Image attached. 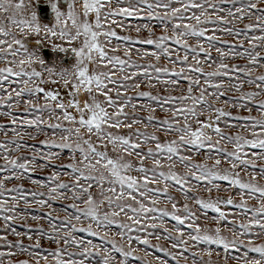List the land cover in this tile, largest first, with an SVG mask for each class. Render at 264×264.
<instances>
[{"label": "snow or ice", "instance_id": "obj_1", "mask_svg": "<svg viewBox=\"0 0 264 264\" xmlns=\"http://www.w3.org/2000/svg\"><path fill=\"white\" fill-rule=\"evenodd\" d=\"M44 7L54 14L55 27L41 24L40 0H0V63L6 65L0 67V108L4 109L0 117L10 118L11 133L15 137L0 141V159L5 161L0 170L14 172L16 179H23L24 173L46 166L56 167L51 161L60 159V154L51 149L71 153L70 162L60 164L70 169L69 182H59L58 174L53 172L51 179L56 186L49 192V200L72 201L65 209L67 219L61 221V226L69 227L70 231L64 237L49 236L48 239L58 245L71 243L79 249L82 259L65 261L60 258L62 250H57L50 253L57 258L56 264H85L94 255L100 257L99 264H128L130 257L141 259L135 255L140 249L134 242L162 252L165 258L156 257V264H170V260L180 264L181 259L186 264L189 259L191 264H210L203 260L202 254L206 252L211 256L212 251H195L199 245H215L225 253L229 250L241 253L234 257L238 264L241 261L242 264H264V243H256L264 241V183H261L264 181V99H261L264 98V74H253L264 68L261 54L264 53V0H246L243 4L241 0H219V3L214 0H47ZM117 17L158 21L162 33L159 36L155 35L156 24L142 25L148 38L136 43L158 50L146 52L144 56L188 65L187 72L198 75L185 76L183 67L180 72H170L166 67L138 65L131 59L130 48L125 50L127 59L110 55L109 52L118 51L111 46L112 38L128 39L117 36L111 29L109 21L116 24ZM237 20L251 23L240 30L226 27ZM210 24L215 25L213 33L243 36V40L230 44L224 51L216 46L221 39L219 36L206 35ZM135 30L139 33L142 29ZM33 35L37 39L30 50ZM191 38H196L195 46L189 43ZM49 40L52 41L51 52H71L74 63L59 69L55 63L48 66L42 49ZM77 41H81L79 46H75ZM212 50L219 54V60L212 57ZM136 51L139 55L140 50ZM181 51L183 59H179ZM173 54L177 56L175 62L171 59ZM201 54L211 61L209 67L218 65L214 71H203ZM229 57L246 63L230 65ZM190 59L194 65L189 64ZM33 65H38L40 70ZM117 74L120 80L115 79ZM169 74L188 81L185 95L161 97L150 92L139 95L155 101L162 110L168 106L166 111L170 118L156 120L150 114L145 122L143 118L129 117L125 109H135L136 105L126 93L139 89L141 78L151 82ZM5 81L8 87H4ZM162 83L176 85L178 81L171 79ZM17 84L19 86H12ZM46 84L63 86L65 95L46 89ZM225 84H228L227 89ZM246 88L251 90L246 91ZM232 89L240 94L232 101V107L246 111L248 116H233L232 112L214 106L213 102H219ZM81 93L85 97L83 101L79 99ZM26 95L29 99L24 101ZM224 103L228 104L229 100L225 99ZM17 108H23L29 115H40L21 120L14 112ZM144 110L154 113L156 108L148 105ZM254 112L260 116H253ZM205 115L207 118L201 119ZM229 118L243 123L233 124ZM139 124L144 125V130H133ZM25 126L48 137L42 143L49 151L40 154L41 160L49 162L47 165L37 164L39 150L36 148L31 149V158H12L13 152L24 150L25 145L20 143L24 135L38 139L30 132H21L20 128ZM149 127L152 132L147 131ZM233 132L236 134H231ZM0 135H9L7 125L0 126ZM223 164L229 166L225 168ZM10 179V176L0 179V196L5 191L22 195V189L6 188L5 182ZM218 182H226L232 194L226 198L219 196L225 189ZM173 191L176 196L171 194ZM31 195L35 198L44 193ZM36 203L43 206L49 202L40 199ZM161 203L170 205V209L159 207ZM14 209L15 204L9 208L6 201L0 200V213ZM208 212L216 215L209 217ZM166 218L175 224L167 225ZM12 219L14 217L3 215L5 222ZM202 219L217 227H204L200 223ZM85 220L90 221L86 228L73 224V221L83 223ZM148 220L152 222H146ZM113 225L119 229L116 236L123 244L110 236ZM5 227L7 229L8 225ZM224 229L232 238L223 234ZM11 232L20 235L14 228ZM75 232H86L110 244L111 248L70 239ZM141 232L143 236L139 235ZM150 238L168 242L169 247H157ZM0 240L8 248L19 247L21 253L28 251L22 244L8 243L6 236H0ZM39 246L37 243L36 247ZM4 255L0 253V257Z\"/></svg>", "mask_w": 264, "mask_h": 264}, {"label": "rangeland", "instance_id": "obj_2", "mask_svg": "<svg viewBox=\"0 0 264 264\" xmlns=\"http://www.w3.org/2000/svg\"><path fill=\"white\" fill-rule=\"evenodd\" d=\"M214 2L219 3V0H214ZM47 0H40V4H46ZM241 3H246V0H241ZM117 23L112 24L111 21H109V24L111 25V29L116 32L117 36L119 37H128L127 40L124 39H116L112 38V47H116L118 51L116 52H109L110 55H117L121 58L127 59L128 57L125 56V50L131 49V59L136 64L141 66H147L149 64L155 65L157 67L161 68H168L170 72H180L181 68L183 67L185 69V76L187 75H198V74H190L187 72L188 65H180L177 63H171L168 59L162 58L160 61H156L153 57L150 55L144 56V53L152 52V51H158L154 48V46L146 45L143 43H136V41H142L146 38H148L147 31L143 30L142 25L146 23H152L156 24L157 27L155 29V35L159 36L161 35L160 31V25L158 21H148L144 19L139 18H121L117 17ZM212 19H215V16L212 17ZM40 22L42 25H47L49 27H55V17L52 13L51 18L49 21L42 20L40 18ZM123 24V27H120V24ZM251 23V21L245 20L243 23L240 21H236L234 24L226 25V27H231L234 30H240L242 29L245 24ZM137 27H141V31L137 33L135 30ZM215 27V25H207L208 32L206 35L215 34L219 36L221 39L216 42V46L221 48L224 51L228 50V46L233 43H238L243 40V36L241 37H232L227 35L224 32L217 31L213 33L211 30ZM224 27V26H222ZM37 39L35 35L32 36L30 43V50L31 46L34 43V41ZM83 37H81L82 41ZM100 40L103 41L104 38L100 37ZM81 41H77L75 46H79V43ZM51 40L45 41L44 46L42 49V56L46 60L48 66H52L53 63L56 64L57 69L61 67H68L74 63V60L72 59L71 52L69 53H53L50 50V44ZM56 43H60L59 40H55ZM189 43L192 46H195L197 43L196 38H191ZM207 47V45H205ZM172 48H177L176 45H171ZM47 50L48 53L51 55L50 58H46L43 50ZM137 49L140 50V54H137ZM264 55V53H261ZM211 55L213 58H216L219 60V54L212 50ZM143 57V58H142ZM172 61H177V56L175 54L172 55ZM179 59H183V52H180ZM201 59V66L203 67V71L205 73L212 72L215 70V68L218 65H213L212 67H209L208 65L211 63V61H207L206 57H204L203 54L200 56ZM228 62L230 65H236V64H245L246 62L244 60L240 59H233L229 57ZM189 64L194 65V61H189ZM6 65L4 63H0V67H5ZM37 70L39 69L38 65H33ZM92 66H90L91 68ZM25 68H28L27 65H25ZM29 71L31 69H28ZM135 69H129V71H134ZM254 75H260L264 74V68H260L253 73ZM155 75V74H154ZM115 79L120 80L121 76L117 74L115 76ZM175 79L178 81V84H164L162 81L164 80H171ZM220 79V78H217ZM129 86H131V82H127ZM4 87H8V82H3ZM155 84V87H152V85ZM188 85V81L186 79H183L181 77H172L169 75H161L160 80L153 79L151 82H148L147 80L141 78V87L137 89L135 92L128 91L126 93L128 99L131 101L132 104L136 105V108L133 109L132 107H128L125 109V111L128 113L129 117H136V118H143L144 121H147L148 116L151 114L154 116L156 120L164 119V118H170V113H167L166 108L168 106H165V109L162 110L159 105L153 101L148 99L147 97H142L139 95L140 92H150L154 96H161V97H167V96H173V97H180L181 95L186 94V88ZM13 87L19 86L12 85ZM44 87L48 90H58L61 96L65 95V88L61 85H53V84H46ZM224 87L227 89L228 84H225ZM246 91H250V88H246ZM196 95H199V92L195 93ZM112 95L115 97V92L112 93ZM240 94L237 93L234 89L227 91L224 97H221L219 102H213L215 107L224 109L225 111L232 112L233 116H248L249 114L246 111L243 110H237L232 107V101L236 99ZM84 94L81 93L79 96V99L83 101ZM29 97L26 95L23 100L27 101ZM102 99V98H101ZM229 100L228 104L224 103V100ZM264 99V98H261ZM41 104L44 103L43 100L40 101ZM177 103H179L177 101ZM148 105H152L156 108V111L154 113H150L147 110H144L147 108ZM141 106H144L143 108ZM4 111V109L0 108V112ZM15 114L21 119V120H27V119H33L36 115H40L39 113H34L32 115H29L26 113L23 108H17L14 110ZM253 116L259 117L260 114L258 112L252 113ZM45 119H47V115L45 114ZM207 116H202L201 119H206ZM230 119V122L233 124L243 123V121H233ZM7 125L9 130V135L4 136L0 135V141L3 140H11L15 137L11 133V127L10 124V118L0 117V126ZM139 128L141 131L144 130V125L139 124L135 125L134 129ZM21 132L25 133H32L33 135H37L38 139H30L28 135H24L23 139L20 140V143L25 145L24 150L22 151H15L12 154V158H31L33 156V152L31 151L32 148L38 149L37 153V164L41 165H47L49 162L45 160L40 159L41 153H47L49 149L45 148L42 141L48 139L43 133H37L34 129L27 128L26 126L23 128H20ZM46 131H51L50 129H46ZM147 131L152 132V128H148ZM159 134V133H158ZM231 134H236L235 132ZM241 134L247 135V133L241 132ZM51 142V141H49ZM58 142V137H57ZM229 150H231V146H228ZM50 151L59 153L60 159H53L51 161L52 165H56V167H43L41 169H38L33 172L24 173L23 179H16L14 172H10L7 170H0V179H3L5 176H10L11 179L6 181V188L7 189H22V195L20 192L16 191H5L3 196H0V200H4L7 202L8 207L12 208L15 204V209L12 212L7 213H0V236H6L8 243L12 245L22 244L24 248L28 249L27 252L21 253L19 247H12L8 248L5 246V242L3 240H0V253H5L3 257H0V260L3 261V264H37V261H39V264H56V257L50 255V253L55 252L57 250H62L61 259L68 261L71 260H80L82 257L79 255V249H77L74 245L69 243V245H64L63 243H60L59 245L54 243L53 241L49 240V236H57V238L64 237L67 233H69L70 228L67 226H61V221H65L67 219L66 215V206L72 201L66 200L63 198H57L49 200V192L52 187L56 186V182L51 179L53 172L57 173L60 181L59 182H69L70 180V169L62 168L60 167V164H67L70 162L71 159V153L68 150H60V149H51ZM201 160L203 158H200ZM5 161L3 159H0V165H4ZM209 164L212 163V161H208ZM228 164H223L222 167H228ZM223 185L224 191H221L218 193L221 197H228L232 194V190L229 188L226 182H218ZM261 183H264V181H261ZM58 191H63L59 190ZM44 193L43 196H36L35 198L31 195V193ZM173 196H176L177 193L174 191L171 193ZM195 195H201V193H194ZM205 197L207 196L206 193L203 194ZM182 199V194H180ZM12 197H16V201H13ZM25 198L27 199V203L25 202ZM46 200L49 203L45 205H40L36 203L37 200ZM164 199V198H162ZM236 200H239V196L236 197ZM191 203V202H190ZM251 203V202H250ZM49 204L51 206H49ZM195 207L194 205H192ZM159 207L164 208L168 207L170 209V205H167L166 203H161ZM67 211H71V209H67ZM232 211V210H230ZM51 214V215H49ZM3 215H9L14 217V219L9 220L5 222L3 220ZM207 215L209 217L215 216V213L208 212ZM35 217V218H34ZM51 219V224L49 223V220ZM123 219V217H121ZM129 222V221H126ZM146 222H152L150 220ZM88 223L90 221H83V223H77L76 221H73V224L77 228L80 227H87ZM130 223V222H129ZM156 223H159V221H156ZM165 223L169 226L175 224L174 221H171L170 219L166 218ZM200 223L209 229H215L217 225L213 222L201 220ZM8 225V228L6 229L5 225ZM55 226V230L54 227ZM14 228L17 233H20L19 236L13 235L11 232V229ZM119 231V229L116 228L115 225L111 226V229L109 230V234L112 238L116 239L118 243L123 244L124 242L119 239V237L116 236V232ZM149 231H161L159 229L153 230L149 229ZM162 234V232H161ZM223 234L227 236L228 238L231 237V233L227 231V229L223 230ZM133 235H137V233H133ZM139 235L143 236L144 233L141 232ZM31 237V239H29ZM75 238L80 241H84L85 243L88 241H91L93 244L101 245L103 244V247L105 249H110L111 245L106 244L103 241H101L97 237L88 236L86 232H75L72 234L70 239ZM151 239V238H150ZM39 243V247L37 248L36 245ZM151 243L157 247L164 246L165 248L169 247L168 242H165L163 240L157 241L155 239H151ZM257 244L264 243V241L257 240ZM134 246L140 249V251H137L135 253L136 256H139L141 259L136 260L133 258H129L128 264H156V257H159L161 259H164L162 252H157L155 247H147L144 245H138L134 242ZM126 247V245H125ZM200 249H209L212 251V255L208 256L205 253L202 254V258L204 261H210V264H238L237 260L234 259V257L240 255L241 253H238L234 250H229L228 253H225L224 250L220 247H217L215 245L209 246V245H199L195 251H199ZM244 249H241V252H243ZM12 252L15 253L14 256H9L7 253ZM75 253V255H69ZM147 253V255H146ZM118 259H122V257L119 256V254H115ZM188 255V254H186ZM225 256L228 257L227 260H225ZM44 257H47V260L44 259ZM100 257L99 256H92L88 260L85 261V264H99ZM170 264H176L175 261L170 260ZM180 264H186V262L181 259ZM187 264H191V259L187 261ZM242 264V261L240 262Z\"/></svg>", "mask_w": 264, "mask_h": 264}, {"label": "water", "instance_id": "obj_3", "mask_svg": "<svg viewBox=\"0 0 264 264\" xmlns=\"http://www.w3.org/2000/svg\"><path fill=\"white\" fill-rule=\"evenodd\" d=\"M44 5H46V4H41V8H40V10H39V16H40V18L42 19V20H47V21H49L50 20V18H51V15H52V12H51V10H50V8H48V7H44ZM43 53H44V55H45V57L48 59V58H50V54L48 53V51L47 50H43Z\"/></svg>", "mask_w": 264, "mask_h": 264}]
</instances>
